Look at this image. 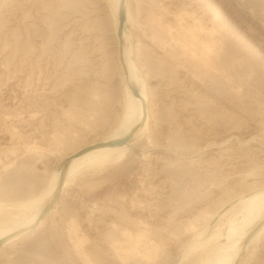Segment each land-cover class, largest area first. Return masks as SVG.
Returning <instances> with one entry per match:
<instances>
[{"label":"rangeland","instance_id":"obj_1","mask_svg":"<svg viewBox=\"0 0 264 264\" xmlns=\"http://www.w3.org/2000/svg\"><path fill=\"white\" fill-rule=\"evenodd\" d=\"M128 3L147 128L123 161L77 172L0 249L4 264H200L212 244L192 245L197 234L264 188V0ZM113 7L0 0V204L12 216L124 115ZM256 242L238 264H264V234Z\"/></svg>","mask_w":264,"mask_h":264},{"label":"bare ground","instance_id":"obj_2","mask_svg":"<svg viewBox=\"0 0 264 264\" xmlns=\"http://www.w3.org/2000/svg\"><path fill=\"white\" fill-rule=\"evenodd\" d=\"M112 3L116 14L117 25L115 26L117 31H115L124 80L125 112L123 111L124 115L112 133L104 137L102 141L90 143L87 146L97 143L100 145L91 147L80 155L75 154L81 148L72 153L74 155L66 162V172L61 185V191L67 187L70 179L81 170L94 169L126 159L130 153L127 145L131 140L138 138L148 125L149 116L146 108L148 98L141 88L142 84L137 73L138 69H136L130 58L131 48L127 31L129 3L128 0H112ZM121 7L124 9L125 18L121 32L118 34ZM134 90L136 93H134ZM130 133L132 134L131 139L123 144H107L109 141L122 138ZM59 180L60 171L49 181L42 193L32 195V197L30 196V198L25 199L23 202L16 203L19 209L14 216L10 214L11 207L8 204H0V240L6 239L1 248L13 244V242L25 236L34 226L40 213L50 202H54V205L46 216L54 210L56 202L53 199L57 193ZM220 212L219 214L217 213L219 217H216V220L218 218L216 221V224H218L217 229L212 234H208L209 236L206 234L207 227L197 234L198 236H196L197 238L194 241L192 239V245L198 243L201 246L203 245V248H206V245L212 244L208 251L209 254L206 255V259L200 262V264H238L239 259L243 253L247 252L251 244L259 241V238L264 234V188L258 189L249 195L239 197L236 203L231 204L227 209L225 207ZM223 229H226V241L220 243L219 237L222 235ZM190 247L187 248L189 249ZM185 250L187 251L186 248Z\"/></svg>","mask_w":264,"mask_h":264},{"label":"water","instance_id":"obj_3","mask_svg":"<svg viewBox=\"0 0 264 264\" xmlns=\"http://www.w3.org/2000/svg\"><path fill=\"white\" fill-rule=\"evenodd\" d=\"M124 18H125V13H124V9L123 7H121L120 9V12H119V21H120V24H119V28H118V34L121 32V28L123 26V22H124ZM134 93H136V91L134 90ZM145 106V105H144ZM145 108V107H144ZM132 137V134H127L126 136L122 137V138H119V139H116V140H112V141H109L107 142V144L109 145H120V144H123L125 142H127L129 139H131ZM97 145H100V144H94V145H91V146H86V147H83L81 148L80 150H78V152H76L75 155H80L81 153L87 151L88 149H90L91 147H94V146H97ZM74 154H71L64 162L63 166L61 167V170H60V180H59V186H58V189H57V193H56V196L55 198L53 199V201L57 202V199H58V196H59V193L61 192V185H62V182H63V178H64V175H65V172H66V162L67 160L72 157ZM54 205V202H50L44 209L43 211L40 213L39 217L37 218V221L35 222L34 226L30 229V230H33L35 228V226L38 224L39 221L43 220L45 218V216L49 213V210L53 207ZM6 241V239H1L0 240V248L2 247V245L4 244V242Z\"/></svg>","mask_w":264,"mask_h":264},{"label":"crops","instance_id":"obj_4","mask_svg":"<svg viewBox=\"0 0 264 264\" xmlns=\"http://www.w3.org/2000/svg\"><path fill=\"white\" fill-rule=\"evenodd\" d=\"M0 261H2V260H0ZM0 264H4V262L2 261V262H0Z\"/></svg>","mask_w":264,"mask_h":264}]
</instances>
